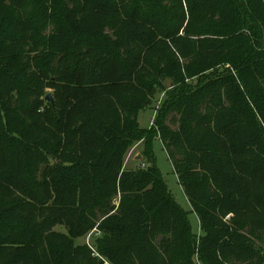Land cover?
Instances as JSON below:
<instances>
[{
  "label": "trees",
  "instance_id": "16d2710c",
  "mask_svg": "<svg viewBox=\"0 0 264 264\" xmlns=\"http://www.w3.org/2000/svg\"><path fill=\"white\" fill-rule=\"evenodd\" d=\"M35 2L40 1L30 0L29 7H34ZM64 2H60L63 12H68V8L75 4V0H66V5ZM157 4L160 12L146 11L145 21L154 25L146 34L150 39L157 35L178 34L187 19L183 31L186 35L190 33L189 36L197 37L200 46L202 42L213 47L227 45V53H213L204 47L209 55L201 56L204 52L200 54L198 49H194L191 56H186L180 48L181 44L172 42L175 51L171 49L169 57L178 65V57L184 60L190 58V62L180 65L185 73L193 72L189 77L198 75V80L192 86V95L187 92V84L176 79V86L168 93L172 98L169 111L181 113L187 98L192 100L194 116L187 129L192 130V138H196L197 143L189 144V140L184 141L183 137L176 138L172 131L161 126L163 147L202 227L207 221H216V213L246 215L252 206L250 198L245 197V203H240L234 187L220 192V182L227 176L231 180L238 168L243 166L238 158L242 147L233 135L235 131L248 129L249 118L254 120L256 115L260 119L252 133L264 140V50L258 48L263 46L264 49V8L261 0H159ZM32 14L30 12L29 16ZM56 18L52 19L53 22ZM155 20H158L157 24ZM207 33L219 37L218 41L211 43L200 38ZM131 39H134L133 36L125 37L120 40L121 45L117 43L114 47L99 43L94 48L86 43L84 37L76 35L69 44H57L49 49L37 47L33 54L22 49L16 54L20 62L17 69L11 66L10 57L9 60L0 58L3 65L0 70V116L4 119V126H8L6 120L28 118L38 107L44 88L42 78L62 69L74 73L86 54L89 58L85 67L87 78H90L98 63L104 64L117 57L125 60L130 53L127 41ZM202 62H206L208 67ZM227 62L246 74V80L241 82L244 92L233 77L222 79L218 76L214 81H208L212 73L207 75L206 71L216 64ZM200 72H204L206 85L200 80ZM179 74L181 76V71ZM8 80L18 84L17 92ZM80 95L88 98L82 93ZM95 98L91 93L85 102L89 105L97 103ZM50 105L53 107L54 104ZM78 107V104L74 106ZM68 112L65 110L63 115ZM127 112L124 117L127 133L117 127V121L121 120L117 116L109 122L94 120L92 126L101 128L105 124V129L103 126V145H95L96 155L89 161L83 159L81 153L64 152L55 130L52 133L49 129L29 127L28 132L17 131L18 138L7 131H0V146L6 144L14 150L18 145L24 154L21 168H16L17 171L10 163L0 164V183L5 184L0 190V264H96L97 260L90 255L89 248L75 245L74 239L94 228L98 217L103 219L97 228L103 236L105 234L104 245H100L103 237L97 244L102 254L114 255L116 247L121 246L126 261L130 262L129 250H134V244L140 248L142 240H147L158 255V247H161L174 264H192L191 253L195 242L185 209L173 198L156 166L152 137L145 139V131L138 127V108L129 107ZM61 131H65L63 126ZM83 135V141L93 144L94 140L89 135ZM143 138L149 144L147 167L137 172H120L127 148ZM222 149H225L224 156ZM116 182L123 209H120L119 215L109 214L112 209L110 200L117 189ZM145 193L152 194V203L136 205ZM134 202L136 204L132 206ZM259 222L264 224V221ZM59 224L65 226L66 234L52 231ZM248 233L251 239L244 233H238L237 241L248 246L255 238L263 242L264 227L256 229L250 223ZM158 238V243L154 244L153 241ZM220 242L224 245L217 251V258L222 262L264 264V257H260L258 252L249 250L241 253L230 243ZM177 246H181L180 249ZM164 261V258L160 259V264H165ZM147 262L146 256L139 260V264Z\"/></svg>",
  "mask_w": 264,
  "mask_h": 264
},
{
  "label": "rangeland",
  "instance_id": "374dc122",
  "mask_svg": "<svg viewBox=\"0 0 264 264\" xmlns=\"http://www.w3.org/2000/svg\"><path fill=\"white\" fill-rule=\"evenodd\" d=\"M29 1L0 0V58L9 60L10 57V64L15 69L19 67L20 62L16 54L20 50L33 54L37 47L49 49L57 44H69L76 35L84 37L86 43L94 48L99 43H104L107 47H114L113 45L117 43L121 45L120 40L128 36H133L134 39L127 41L126 47L130 53L125 60L117 57L104 64L98 63L92 70L90 78H87L88 70L85 67V62L89 58L88 54L83 56L80 68L74 73L65 72L66 70L62 69L59 73L42 78L41 83L44 88L38 107L29 114L28 118L6 120L8 126H4V119L0 116V131H7L12 137L18 138L17 131L28 132L29 127L37 130L49 129L52 133L55 130L61 139L64 152L69 151L77 155L81 153L83 159L89 161L96 155L95 145L99 147L103 145L101 143L103 126L105 129V124L101 128L92 126L94 120L109 122L117 116L121 119L117 121V127L120 130L125 129L127 133L124 117L128 115L129 107L138 108L136 116L138 127L145 131L143 134L147 136L145 139L152 137V151L156 166L171 195L187 214L195 242L191 253V263L226 264L217 258V251L224 245V242L220 241L230 243L241 253L252 250L258 252L260 257H264V240L263 242L257 238L250 240L249 245L252 247L237 241L238 233H244L251 239L252 236L248 233L250 223L256 229L264 227V224L259 222L264 221V140L252 133V129L255 128L256 123L260 122V119L255 115L254 120L249 118L248 129L234 132L233 138L239 141L242 147L238 158L243 166L235 172L234 179L230 180L227 176L229 181L223 178L224 182H220V192L234 187L237 200L245 203V197H248L252 206L248 208L246 215L238 216L234 212L216 213L218 219L212 222L207 221L204 227L200 224L198 214L189 205L160 138L162 126L165 130L172 131L176 138L183 137L184 141L189 140V144L197 143V139L192 138V130L187 129V124L194 116V114L192 116V100L187 98L181 113L176 110L169 111L172 98L168 93L176 86V79H180L181 83L185 82L189 87L187 92L192 95H194L192 86L196 85L198 80V75L189 77L193 72L185 73L180 65V63L190 62V58L184 60L178 57V65L173 62L172 57H169V51L171 49L175 51L172 42H179L186 56H191V50L194 49H198L200 54L203 51L201 56L209 55L204 47H208L213 53H227V45L213 47L209 43L202 42L200 46L201 42H197V37L189 36L190 33L186 35L183 31L187 19L184 20L178 34L157 35L150 39L146 34L154 25L145 21L146 11L160 12L161 8L157 4L159 0H123V2L121 0H75V4L68 8V12L62 11L61 0H36L41 3L35 2L34 7H29ZM64 3L66 5V0ZM261 3L264 8V0H261ZM182 5L186 10L185 4L182 3ZM30 12L33 14L29 16ZM55 17L57 18L53 22L52 19ZM155 21L157 24L158 20ZM200 38L214 43L219 37L207 33ZM258 48L260 51L264 50L263 46ZM202 65L208 67L206 62H202ZM2 67L3 65L0 64V70ZM203 73L200 72V80L206 85L207 80L203 78ZM206 73L207 75L212 73L208 76V81H214L218 76H222V79L233 77L241 91H245L241 82L243 79L246 80V74L241 73L239 68L229 62L216 64ZM8 82L14 92H17L18 84H12L11 80ZM262 86L264 87V81ZM86 88L87 90L84 91ZM80 93L88 98H82ZM91 93L95 95V100L98 102L89 105L85 99H89ZM48 94L54 101L53 107L45 98ZM144 102L145 106L141 107ZM77 104L79 107L74 108ZM224 105L227 106L228 103L225 101ZM65 110L70 111L63 115ZM162 119L164 121L160 124ZM61 126L65 128V131H61ZM202 126L205 127L203 124ZM192 127L195 125L192 124ZM83 133L94 140L93 144L83 141ZM198 137H200L199 134ZM145 139L127 148L121 160L120 172H137L142 167H147L150 155L149 144ZM65 142L68 143L65 144ZM22 152L18 145L14 150L8 148L6 144L1 145L0 164L10 163L17 171L16 168H21L24 157ZM196 153H199V150H196ZM224 155L225 149H222V156ZM252 169H254L252 173H249ZM95 175L99 176V174ZM4 187L5 184L0 183V190ZM116 188V193L110 200L112 209L109 214L113 215H119L120 209L123 210L120 207L121 192L117 182ZM151 195L145 193L139 203L134 202L131 205H149L154 199ZM102 219L98 217L94 228L74 239L75 245H85L89 248L90 255L97 260L96 264H139L143 256L148 258L147 264H160L162 258L165 259V264H174L172 258H168L161 247H158V255L156 249L154 247L152 249V245L147 240H142L140 248L134 244V250H129L130 262L126 261L121 246L116 247L118 250L116 249L114 255L102 254L97 248L99 239L103 237L100 245H104L105 242V234L103 236L97 228ZM52 231L66 234L65 226L60 224L55 225ZM159 238L153 243H158ZM180 247L177 246V249Z\"/></svg>",
  "mask_w": 264,
  "mask_h": 264
},
{
  "label": "water",
  "instance_id": "95a60500",
  "mask_svg": "<svg viewBox=\"0 0 264 264\" xmlns=\"http://www.w3.org/2000/svg\"><path fill=\"white\" fill-rule=\"evenodd\" d=\"M52 105L54 104V101H53V99H52V97H51V95L50 94H48V95H46V97H45Z\"/></svg>",
  "mask_w": 264,
  "mask_h": 264
}]
</instances>
